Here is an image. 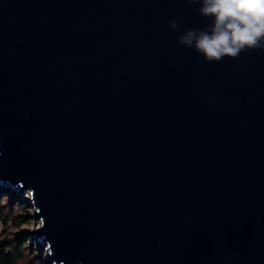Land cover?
<instances>
[{
	"label": "water",
	"instance_id": "1",
	"mask_svg": "<svg viewBox=\"0 0 264 264\" xmlns=\"http://www.w3.org/2000/svg\"><path fill=\"white\" fill-rule=\"evenodd\" d=\"M198 7L0 0V186L51 264H264V51L177 47Z\"/></svg>",
	"mask_w": 264,
	"mask_h": 264
},
{
	"label": "clouds",
	"instance_id": "2",
	"mask_svg": "<svg viewBox=\"0 0 264 264\" xmlns=\"http://www.w3.org/2000/svg\"><path fill=\"white\" fill-rule=\"evenodd\" d=\"M198 4L197 14L210 23L203 29H188L175 41L191 48L208 63L236 59L242 52L264 51V0H186ZM181 28L169 24L170 32Z\"/></svg>",
	"mask_w": 264,
	"mask_h": 264
},
{
	"label": "trees",
	"instance_id": "3",
	"mask_svg": "<svg viewBox=\"0 0 264 264\" xmlns=\"http://www.w3.org/2000/svg\"><path fill=\"white\" fill-rule=\"evenodd\" d=\"M6 198L9 202L3 204ZM19 209L23 214L17 213ZM29 210L26 201L0 186V264H51L43 251L34 248L30 237L16 235L23 225L31 222Z\"/></svg>",
	"mask_w": 264,
	"mask_h": 264
},
{
	"label": "rangeland",
	"instance_id": "4",
	"mask_svg": "<svg viewBox=\"0 0 264 264\" xmlns=\"http://www.w3.org/2000/svg\"><path fill=\"white\" fill-rule=\"evenodd\" d=\"M7 190H10L11 191V194L12 195H14V196H17V197H19V199L20 200H24V201H26L27 200V198H29L30 197V193H29V191L28 192H26V193H24V194H20V193H17L13 188H11V187H6V191ZM7 202H9V198L7 199L6 198V200L5 201H3V204H5V203H7ZM28 204H29V206H30V202L29 201H26ZM21 209H19L18 211H17V213H21V214H23L21 211H20ZM33 208L30 206V210H29V213H27L28 214V216H30L31 217V222L29 223V224H27V225H23L17 232H16V235H19V234H21V235H27L28 237H30L31 238V240H32V244H33V246H34V248H36V250H40V251H43L45 254H46V260L47 261H49L48 260V258H47V254H48V249H47V246H45V245H42L41 243H39L37 240H36V236L35 235H33V231L35 230V229H37V228H39L40 226H41V223H40V221H38V220H35L34 218H33ZM0 228H1V226H0ZM29 259V258H28ZM28 261V260H27Z\"/></svg>",
	"mask_w": 264,
	"mask_h": 264
}]
</instances>
